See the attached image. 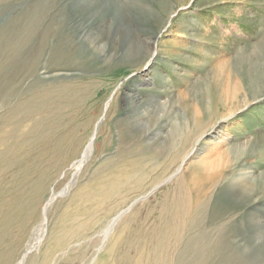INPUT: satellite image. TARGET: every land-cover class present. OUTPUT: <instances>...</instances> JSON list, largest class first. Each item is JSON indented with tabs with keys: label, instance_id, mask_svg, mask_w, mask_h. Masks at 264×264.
Returning a JSON list of instances; mask_svg holds the SVG:
<instances>
[{
	"label": "rangeland",
	"instance_id": "374dc122",
	"mask_svg": "<svg viewBox=\"0 0 264 264\" xmlns=\"http://www.w3.org/2000/svg\"><path fill=\"white\" fill-rule=\"evenodd\" d=\"M133 1L0 0L1 259L264 264V0Z\"/></svg>",
	"mask_w": 264,
	"mask_h": 264
},
{
	"label": "bare ground",
	"instance_id": "6f19581e",
	"mask_svg": "<svg viewBox=\"0 0 264 264\" xmlns=\"http://www.w3.org/2000/svg\"><path fill=\"white\" fill-rule=\"evenodd\" d=\"M141 0H135V1H133L132 3H130V6L132 5V7L135 9V10H141V11H143V10H145L146 8L145 7H143L142 5H139V7H138V4L139 3H142V2H140ZM95 132H96V129H95V131L93 132V134H92V136H91V138H90V140H89V142H88V144H87V146L85 147V149H84V151H83V153H82V156H81V158L79 159V160H77V162L74 164L75 165V172H77L76 170H78L80 167H81V165L82 164H84L86 161H87V159L89 158V156H90V152H91V150H92V142H93V139H94V135H95ZM3 141V140H2ZM8 155V154H7ZM1 161V160H0ZM19 162V161H18ZM16 164H18V163H16ZM15 166V165H14ZM13 166V167H14ZM21 167H25V166H21ZM29 167V166H28ZM27 167V168H28ZM73 167V166H72ZM17 169V168H16ZM23 169V168H22ZM35 169V168H34ZM180 168H178V170H179ZM13 171H14V169H12ZM25 170V169H24ZM177 170V171H178ZM16 171V170H15ZM23 172H25V171H23ZM8 172H6V174H7ZM29 173V172H28ZM34 173V172H33ZM32 174V173H31ZM41 175V174H40ZM43 175V174H42ZM45 176V175H44ZM9 178H11V177H9ZM31 178V177H30ZM39 178V177H38ZM5 179V178H4ZM12 179V178H11ZM10 179V180H11ZM1 181H2V178H1ZM4 181V180H3ZM9 181V180H8ZM10 182V181H9ZM14 182H15V180H14ZM13 182V183H14ZM26 182V181H25ZM23 183V182H22ZM42 183V182H41ZM36 184H38V183H36ZM4 185V184H3ZM13 185V184H12ZM2 186V185H1ZM10 186H11V184H10ZM9 186V187H10ZM27 186V185H26ZM24 187H25V185H24ZM24 187H22V189H24ZM36 187H37V185H36ZM6 187H4L3 189H5ZM10 189V188H9ZM112 189V188H111ZM25 190V189H24ZM5 191V190H4ZM11 191V190H10ZM9 191V192H10ZM18 191V190H17ZM22 191V190H21ZM111 191V190H110ZM233 191H235V190H233ZM240 191V190H239ZM238 191V192H239ZM8 192V193H9ZM236 192V194L238 193L237 192V190L235 191ZM4 193V192H3ZM13 193V192H12ZM16 193V192H15ZM10 194V193H9ZM196 194H198V193H196ZM241 194V193H240ZM17 196H19L18 194H16ZM15 195V196H16ZM25 195V194H24ZM62 195V194H61ZM239 195V194H238ZM16 196V197H17ZM21 196V195H20ZM198 196H199V194H198ZM202 196V195H201ZM10 197V196H9ZM12 197V196H11ZM16 197H14V200H15V198ZM23 197V196H22ZM7 198V197H6ZM18 198V197H17ZM25 198H26V195H25ZM19 199V198H18ZM17 199V200H18ZM53 199H54V196H52V197H50L49 198V200L47 201V203H46V205L50 202L51 203V201H53ZM11 200H13V198H11ZM26 200V199H25ZM25 200L23 201V202H25ZM22 201V200H21ZM194 201V200H193ZM198 201V200H197ZM200 201V200H199ZM22 202V203H23ZM195 202V201H194ZM16 203L17 202H9L8 203V207H7V209H8V211L9 212H7V219H6V224L10 227V226H15V224L17 223V218H18V213L22 210H20V211H17V207H19V206H17L16 205ZM31 205V204H30ZM29 205V206H30ZM188 205V204H187ZM190 205H191V203H190ZM127 206V205H126ZM194 206V205H193ZM20 208V207H19ZM123 208V207H122ZM121 208V209H122ZM125 208V207H124ZM191 208V207H190ZM129 209V206L127 207V208H125L124 210H120V211H118V212H116L110 219H109V221L108 222H106V225L104 226V228H103V230H102V234H101V238H100V245H102V243L105 241V239L108 237V235H109V233L111 232V230L113 229V226L121 219V217H122V215L127 211ZM45 210L46 209H44V217H45ZM116 210V209H115ZM118 210V209H117ZM182 211V210H181ZM23 212V211H22ZM185 212V211H184ZM29 213V212H28ZM23 214V213H22ZM32 214V213H31ZM112 214H113V212H112ZM111 214V215H112ZM180 213H179V211H178V215H179ZM188 214V213H187ZM110 215V216H111ZM181 215H182V212H181ZM186 215V214H185ZM20 216V215H19ZM252 217V216H251ZM252 219H254V218H252ZM251 219V220H252ZM250 220V221H251ZM27 221V220H26ZM5 222V221H4ZM18 224V223H17ZM24 224V223H23ZM38 225V224H37ZM104 225V224H103ZM12 226V227H13ZM20 226V225H19ZM27 227V226H26ZM101 227H103V226H101ZM100 227V228H101ZM124 227V226H123ZM21 228V227H20ZM43 228V227H42ZM99 228V229H100ZM38 230H37V232L35 233V239H34V243H32L31 244V246L30 247H27V248H25L26 250L21 254V256L18 258V260H17V262H13L14 264H24V260H25V258L26 257H28L27 255L28 254H30L29 252H30V250L35 246V245H37L39 242H40V239H41V235H40V232H41V228H37ZM24 230V229H23ZM44 230V229H43ZM98 230V229H97ZM125 230H127V228H125ZM230 230V229H229ZM35 231V230H34ZM101 231V230H100ZM6 233V232H5ZM7 233H8V231H7ZM43 233V232H42ZM97 233V232H96ZM231 233V232H230ZM44 234V233H43ZM75 234V233H74ZM73 234V235H74ZM6 235V234H5ZM99 235V234H98ZM165 235V234H164ZM71 236V235H70ZM8 237V236H7ZM68 238H70V237H68ZM117 238H119V237H117ZM116 238V239H117ZM168 238V237H167ZM227 238V237H226ZM226 238L225 237H223L222 238V242L223 241H226ZM72 239V238H71ZM76 239H78V238H76ZM66 240V239H65ZM68 240V239H67ZM170 240V239H169ZM255 240L257 241L256 242V245H259V244H264V230H263V228H261V227H259V226H257L256 227V235H255ZM72 242L74 241V240H71ZM77 241V240H76ZM65 242H67V241H65ZM79 242V241H78ZM221 242V243H222ZM94 243V242H93ZM226 243V242H225ZM228 243L230 244L229 246H228V252L230 253V255L225 259V258H223V260H224V264H247V263H250V262H252L253 260H254V264H257V261H256V257H258L259 255H261V254H247V253H245V255L247 256V258L249 259L247 262L245 261V259H244V261H245V263H243L244 261H242L241 259L242 258H240L239 256L241 255V254H243L242 252L244 251L243 249H245L246 247H247V245L246 246H243V248H240V249H238V248H236L235 247V245H233V244H231V242H229L228 241ZM117 244V243H116ZM123 244H124V240H123ZM73 245V244H72ZM94 245V244H93ZM239 245V244H238ZM103 246V245H102ZM129 246V245H128ZM168 246V245H167ZM36 247V246H35ZM63 247H65V246H63ZM62 247V248H63ZM1 248V247H0ZM61 248V247H60ZM69 248H71V247H69ZM53 249H54V247H53ZM57 249V248H56ZM66 249V248H65ZM64 249V250H65ZM99 249V248H98ZM107 249V248H106ZM10 250V249H9ZM60 250V249H59ZM111 250V249H110ZM242 250V251H241ZM2 251H3V249H2ZM54 251V250H53ZM58 251V250H57ZM106 251V250H105ZM107 252V251H106ZM51 253H52V251H51ZM110 253V252H109ZM0 254H1V252H0ZM8 254V253H7ZM95 254V253H94ZM107 254V253H106ZM111 254V253H110ZM239 254V255H238ZM58 255V254H57ZM60 255V254H59ZM44 256H45V254H44ZM109 256V255H108ZM17 257V256H16ZM114 257V256H113ZM12 258V257H11ZM11 258H10V256H8L6 259H1V256H0V261H3V262H0V264H11ZM33 258V257H32ZM107 258V257H106ZM105 258V259H106ZM110 258H111V256H110ZM109 258V259H110ZM120 258V257H119ZM122 258V257H121ZM167 258V257H166ZM255 258V259H254ZM14 259V258H13ZM35 259V258H34ZM34 259H33V262H34ZM104 259V260H105ZM16 260V259H15ZM44 260H45V258H44ZM26 261V260H25ZM106 261V260H105ZM115 261V260H114ZM121 261V260H120ZM234 261H237L238 263H236V262H234ZM46 262H47V260H46ZM12 263V264H13ZM43 263H45L44 261H43ZM101 263H103V262H101ZM26 264V263H25ZM32 264V263H31ZM34 264V263H33ZM37 264V263H36ZM221 264H223L222 262H221Z\"/></svg>",
	"mask_w": 264,
	"mask_h": 264
}]
</instances>
